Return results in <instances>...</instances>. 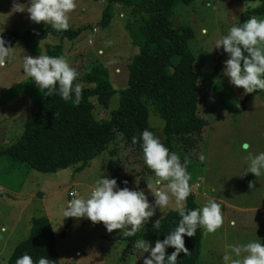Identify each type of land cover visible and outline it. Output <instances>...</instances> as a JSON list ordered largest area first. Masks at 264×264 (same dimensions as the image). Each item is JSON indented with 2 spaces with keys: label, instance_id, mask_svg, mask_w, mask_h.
I'll list each match as a JSON object with an SVG mask.
<instances>
[{
  "label": "rangeland",
  "instance_id": "1",
  "mask_svg": "<svg viewBox=\"0 0 264 264\" xmlns=\"http://www.w3.org/2000/svg\"><path fill=\"white\" fill-rule=\"evenodd\" d=\"M16 2L30 6V0ZM75 3L77 7L70 13V27H90L73 41L48 36L39 43L41 54L64 56L78 71L77 82L84 87L95 86V83L86 82L87 74H98V69L102 68L104 71L100 70V75L95 76L97 82L108 83L117 93L107 107L97 106L93 115L100 117L105 113L109 119L111 111L119 106V91L127 86L128 65L139 52L126 29V24L132 20L130 10L116 4L110 26L103 28L99 22L107 0H75ZM12 5L13 0H0V36L9 31L24 33L51 26L32 22L26 10L13 12ZM258 5L260 0H194L190 6L176 5L171 16L174 27L189 25L193 29L194 37L189 46L197 58L195 69L198 73H212L222 56L220 75L212 89L199 92L200 115L209 121L203 149L205 159L190 161L188 169L198 208L210 199L216 200L221 204L224 223L207 236L201 227L198 264H223L224 254L231 253L229 245L264 244V175L256 177L250 172L242 175L247 169L249 155L264 152V91L251 93L247 109L236 114V105L240 107L247 94L223 74L229 55L224 54L222 46L215 48L216 41L227 35L232 26H238L241 17ZM256 17L264 19V16ZM10 46L16 48L14 58L0 68V228L7 229L0 231V264H8L14 248L29 237L32 220L37 217H46L51 224L60 264H143L149 252L136 249L135 243L125 252L128 237L120 230L109 233L102 222L93 224L87 218L63 215L73 198L71 192L76 191L87 199L96 181L114 166L117 158L112 157L109 150L82 171L76 172L75 165L52 173L29 169L25 163L19 164L1 153L23 133L26 117L43 99L41 90L23 71V56L40 54L28 50L23 42ZM49 48L54 54H48ZM148 122L163 143L164 119L150 109ZM245 145L250 148L244 150ZM147 179L154 180L155 175L145 177L140 190L144 191L149 203L155 205ZM250 181L254 182L252 189L248 186ZM166 184L161 185L165 190ZM169 195V205L163 210L157 207L143 227L177 210L175 197ZM233 258H236L234 254Z\"/></svg>",
  "mask_w": 264,
  "mask_h": 264
},
{
  "label": "trees",
  "instance_id": "2",
  "mask_svg": "<svg viewBox=\"0 0 264 264\" xmlns=\"http://www.w3.org/2000/svg\"><path fill=\"white\" fill-rule=\"evenodd\" d=\"M193 2L107 0L99 25L103 28L110 26L116 4L128 7L132 20L126 24V29L132 44L139 48L138 54L128 65L127 86L119 91L118 108L111 111L109 119L105 113L100 117L93 115L97 106L107 107L117 93L108 83L97 82L95 76L100 75V70L101 73L104 71L100 68L98 74H87L86 82L95 83V86L83 87L78 106L71 100L64 101L58 94L47 96L42 92V102L26 117L23 133L12 145L3 148L1 153L19 164L25 163L29 169L52 173L75 165L76 172L82 171L92 160L109 150L117 160L101 179H116L121 189L127 187L140 190L143 179L154 174L144 163L142 140L139 138L145 129L154 133L148 122L151 109L165 121L164 146L170 152H176L181 163L187 159V171L190 174L189 162L199 160L203 155L205 131L209 125V121L199 112V92L212 89L220 75L222 60L221 56L212 73H198L195 69L197 58L189 46V41L194 37L193 29L189 25L173 26L171 16L175 6H190ZM252 16H264V0L248 10L239 20L238 26ZM89 27H69L67 31H56L47 26L39 31L24 33L9 31L3 39L8 42L6 46L23 42L28 50L41 55L39 43L48 36H55L60 41H73ZM51 49L47 50L48 54H54ZM74 83H78L77 80ZM250 96L247 94L244 97L236 114L247 109ZM133 136L137 137L136 144L132 143ZM124 181L128 182L127 185ZM185 207L187 210L198 208L192 190L185 201ZM180 219L177 210L166 213L160 219L159 229L154 228L153 223L141 228L135 236L128 237L125 252L138 239H145L150 247H155L158 239L163 241L175 230ZM183 239L190 253L185 255L181 252L176 264H198L201 227L198 226L195 236L185 235ZM173 251L175 249L170 246L166 254L171 255ZM25 253L34 261L46 257L54 264H60L55 235L46 217L32 220L29 237L14 248L8 264H15L16 259ZM124 258L125 254L122 260Z\"/></svg>",
  "mask_w": 264,
  "mask_h": 264
},
{
  "label": "clouds",
  "instance_id": "3",
  "mask_svg": "<svg viewBox=\"0 0 264 264\" xmlns=\"http://www.w3.org/2000/svg\"><path fill=\"white\" fill-rule=\"evenodd\" d=\"M75 0H30V6L13 0L12 11L29 13V19L34 23L44 22L56 31H67L70 27V13L76 9ZM206 31V30H205ZM0 36V68L14 58L12 46ZM223 47L229 55L224 64L223 74L230 78V83L243 88L245 94L257 90L264 91V19L252 16L240 26H232L227 35L216 41L215 48ZM23 71L36 86L47 96L58 94L64 101H72L79 105L82 99V83H74L79 75L71 67L64 56L39 55L23 56ZM74 95V99H73ZM239 107V104L236 105ZM55 116V113H54ZM144 163L154 173L155 179H147V188L155 198V205L150 204L142 190H130L127 187L118 188L116 179L102 178L96 181L90 196L85 199L73 191V197L67 204L64 217L87 218L93 224L103 223L109 233L120 230L124 237L135 236L138 231L155 214L158 207L163 210L169 205L170 195L175 197L176 209L181 219L175 230L163 240H157L155 247L145 239L135 241L134 247L150 255L143 264H176L181 252L188 255L183 237H193L197 228L204 229V236L215 233L223 226L224 215L221 204L214 199L208 200L203 207L187 210L184 202L191 193V175L187 171L188 161L181 163L176 152H170L167 147L154 135L145 129L140 134ZM132 143H137V137H132ZM250 145H245L248 150ZM205 159L203 155L199 157ZM253 173L256 177L264 175V152L250 154L248 166L242 175ZM167 182L166 189L161 187ZM127 181L124 184L127 185ZM249 188H254V182H249ZM130 226V228H129ZM160 220L154 224L159 229ZM0 228V231H6ZM175 251L166 254L168 247ZM231 253L223 256V264H264V244L249 242L244 245H229ZM233 254L236 258H233ZM15 264H54L46 257L34 261L28 254L16 259Z\"/></svg>",
  "mask_w": 264,
  "mask_h": 264
}]
</instances>
